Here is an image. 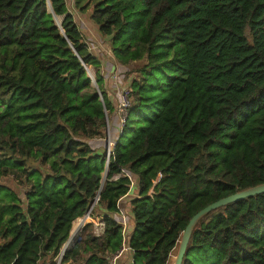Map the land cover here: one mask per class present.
Listing matches in <instances>:
<instances>
[{"label": "trees", "instance_id": "trees-1", "mask_svg": "<svg viewBox=\"0 0 264 264\" xmlns=\"http://www.w3.org/2000/svg\"><path fill=\"white\" fill-rule=\"evenodd\" d=\"M94 1L0 0V180L26 186L21 201L0 185V264H57L96 196L103 234L85 225L59 264H108L125 199L128 263L167 264L195 214L264 184V0ZM87 11L133 97L108 158L113 108L74 17ZM182 264H264V193L203 217Z\"/></svg>", "mask_w": 264, "mask_h": 264}, {"label": "crops", "instance_id": "crops-1", "mask_svg": "<svg viewBox=\"0 0 264 264\" xmlns=\"http://www.w3.org/2000/svg\"><path fill=\"white\" fill-rule=\"evenodd\" d=\"M74 17H75L76 23L80 27V31L83 30V32H84V38L85 39L84 38L83 39L85 41L87 48L95 47L93 45H97V46L101 45V48L106 46L105 42H107V39L106 38L102 39L101 37H99V35H97L95 29L93 27H90V24L86 20V18H87L86 14L76 13V15L74 14ZM91 28L93 29V31ZM95 49H96V51L98 50V48H95ZM94 56L101 61L100 74L103 77L102 88L105 91V93L107 94V98L110 101L111 106L113 108L110 119H108V117H107V128H106L105 139H104V142L106 143V148H107V146L109 144L114 145L118 141L119 134H118V130H116V129H118V127H119V119L115 113V108H116L117 100H118V90L123 85H127V80L125 83V81L123 79L124 76L121 75V72H123V68L114 64L113 59L110 57V55H105V54H103L102 51H97V53L94 54ZM114 77H115V79H114ZM110 125L116 127L114 132H111ZM106 135L108 137V143L106 141ZM127 203H128V200L125 199L122 202V204H124L123 207L126 206ZM123 207H122V209L126 213V211ZM111 217H112V215H111ZM94 219L95 220L92 219V221L98 222V221L102 220V217L95 216ZM78 220L79 219H77L75 221V223L73 222L74 223L73 225L76 224L75 226H76L77 230L82 225V224L80 225V222L78 224ZM128 255L130 256V253ZM129 256L123 262H120V260L117 261V264H130V262L129 263L127 262V260H129Z\"/></svg>", "mask_w": 264, "mask_h": 264}, {"label": "water", "instance_id": "water-1", "mask_svg": "<svg viewBox=\"0 0 264 264\" xmlns=\"http://www.w3.org/2000/svg\"><path fill=\"white\" fill-rule=\"evenodd\" d=\"M49 11H50V13H52V11L50 9V6H49ZM52 15H53V20L55 22L56 27L60 30L61 34L64 36V32H63L62 27H61L62 21L61 22H58L57 21V18L58 17L55 16L53 13H52ZM65 40L68 42L69 47H70L72 53L78 59H80L79 56L77 55L76 51L73 49V47L71 46V44L69 43V41L67 40L66 37H65ZM80 62H81V65L84 67L85 71L87 72V74H88V76H89V78L91 80V86L96 89L97 86L95 84L94 77L91 76L88 67L81 60H80ZM100 101H102V100H100ZM106 141L108 143V137H107V135H106ZM106 156H107V158L109 157V148H108V146L106 148ZM104 174H105V177H106V174L107 173L105 172ZM103 180H104V178H103ZM103 188H104V185H102V182H101V185H100L98 194L101 193V191L103 190ZM263 193H264V184L263 185H260V186H256V187L250 188V189H247V190H244V191H241V192H238V193H236L234 195H231L229 197L220 199L217 202H215L213 204H210L209 206L205 207L204 209H202L201 211H199L197 214H195L190 219V221L188 222L185 230L183 231V233L181 235V238H180L179 243H178V246H177V252H176V255H175L173 264H182L183 257H184V255L186 253V249H187V246H188V243H189V240H190L192 231L194 230V228L197 225V223L203 217H205L209 213L214 212V211H216V210H218L220 208H223V207H225L227 205H230V204H233V203H236V202H239V201H242V200H245V199L254 197L256 195L263 194ZM93 206H94V203L92 202L91 205H90V207H89V209H88V211L85 213L84 217L89 215V213L92 210ZM69 239H70V237L68 238V240ZM68 240H67V242H68ZM78 241H79V238H78V240L76 242H78ZM65 246L60 250V255H59L60 259L63 256V254L66 252L65 251Z\"/></svg>", "mask_w": 264, "mask_h": 264}, {"label": "rangeland", "instance_id": "rangeland-1", "mask_svg": "<svg viewBox=\"0 0 264 264\" xmlns=\"http://www.w3.org/2000/svg\"><path fill=\"white\" fill-rule=\"evenodd\" d=\"M96 1V0H95ZM94 1V2H95ZM66 2L68 3V5L70 6V5H72V3H70V0H66ZM94 2L92 3V4H94ZM92 4H91V6H92ZM90 6V7H91ZM69 11L70 12H72V13H75L74 12V8H72L71 6L69 7ZM76 11V10H75ZM86 16H87V18H86V20H87V22L90 24V27H93L92 26V24H91V22H90V20H89V11H87V13H86ZM57 21L58 22H61L62 21V17H58L57 18ZM94 28V27H93ZM92 29V28H91ZM92 31H93V29H92ZM91 31V32H92ZM81 32V34L83 35V38H84V32H83V30L82 31H80ZM98 35V34H97ZM85 39V38H84ZM104 43V42H103ZM105 44H106V42H105ZM104 44V45H105ZM93 46H95V48H98V50L97 51H102L103 52V54H105V55H110V57L112 58V53H111V50H110V48L108 47V45H106L105 47H103V48H101V45L100 46H97V45H93ZM114 60V59H113ZM144 61L143 60H141V61H135V62H132V63H130L128 66H127V68H126V70H127V73L129 72L130 74H133L132 76H134L135 75V73H134V71L135 70H137V69H139L140 67H142L143 65H144ZM88 69H89V72H90V74H91V76H93L94 77V72H93V70L91 69V68H89L88 67ZM127 78H128V75H126L125 74V76L123 77V79H124V81H125V83H126V80H127ZM129 81H130V78H129ZM116 129V127L115 126H111L110 125V130H111V132H114V130ZM116 130H118V134H119V136H120V130H121V127L119 126L118 127V129H116ZM103 178H104V180H103ZM102 185H105V182H106V177H105V174H103V176H102ZM0 185H2V186H5V187H7V188H9L10 190H12L14 193H16L17 195H18V197L21 199V201L24 199V193H25V191H26V186H24L23 184H20L16 179H15V177H13V176H8V177H5V178H2L1 180H0ZM133 195V194H132ZM123 205L124 204H122V202H120V206H122L123 207ZM124 209H125V211H126V214L128 215V232L129 233H131L132 232V230H133V221H132V219H131V217H130V215H131V210H130V207L129 206H124L123 207ZM92 215H90V218H92L93 220H95L94 219V217L95 216H100V217H105L106 216V211L101 207V206H99V205H95L94 207H93V209H92ZM94 216V217H93ZM86 224V223H85ZM76 225V224H75ZM75 225H72V230H71V233H70V239L68 240V242L66 243V244H64L63 245V247L65 246V245H67V244H70V245H67V248L65 249V251H68V250H70L71 248H72V246L76 243V241L78 240V238H79V236H80V233H81V230L83 229L82 227V229L80 228V229H78V231H77V228H76V226ZM93 230V229H92ZM71 234H72V236H71ZM73 237V238H72ZM62 247V248H63ZM175 253H173V258L171 257V258H169V260H168V262H167V264H169V262L171 261V263L170 264H173V262H174V258H175ZM128 254H125L121 259H120V262H123V261H125L127 258H128ZM59 262H60V257H58L57 259H56V263L57 264H59ZM127 262H128V260H127ZM126 262V263H127ZM45 262H40L39 264H44Z\"/></svg>", "mask_w": 264, "mask_h": 264}, {"label": "built area", "instance_id": "built-area-1", "mask_svg": "<svg viewBox=\"0 0 264 264\" xmlns=\"http://www.w3.org/2000/svg\"><path fill=\"white\" fill-rule=\"evenodd\" d=\"M87 49H88L89 53H92V52H94V50H96L95 47H90ZM114 79H115V77H114ZM132 105H133V97L131 94V90L127 85H123L118 90V100H117V105L115 108V113L119 119V126L121 127L120 134L122 133V130L126 124L128 112L131 109ZM113 146L114 145H112V144L108 145L109 151ZM98 201H99V197L96 196V198L93 201L94 206L98 203ZM91 214H92V210L90 211L88 216H85V217L83 216L82 219L78 220V224H79V222L84 220L86 217L88 218V220L85 222L86 224L85 223L82 224L78 229H80L81 227L84 228L85 225H87V224H92L93 235L95 237H100L104 232V223L102 220L98 221V222L92 221V218H90ZM114 217H113L114 220L121 227L122 244H121V248L115 254L110 255L109 257L106 258V261L108 264H117V261H119V259H121L125 254H129V252H130V250L127 246V240L131 234L128 232V215L124 212V210L120 206V202L118 204V211L114 215Z\"/></svg>", "mask_w": 264, "mask_h": 264}, {"label": "bare ground", "instance_id": "bare-ground-1", "mask_svg": "<svg viewBox=\"0 0 264 264\" xmlns=\"http://www.w3.org/2000/svg\"><path fill=\"white\" fill-rule=\"evenodd\" d=\"M88 220V218L86 217L84 220H82L81 222H80V225L81 224H84L86 221ZM78 231V230H77ZM71 236H72V234H71ZM73 238V237H72ZM67 245H70V244H67ZM67 245L65 246V249L67 248Z\"/></svg>", "mask_w": 264, "mask_h": 264}]
</instances>
